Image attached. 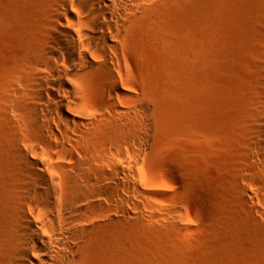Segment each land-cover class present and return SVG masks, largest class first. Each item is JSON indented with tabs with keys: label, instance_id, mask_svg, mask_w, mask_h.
<instances>
[{
	"label": "rangeland",
	"instance_id": "obj_1",
	"mask_svg": "<svg viewBox=\"0 0 264 264\" xmlns=\"http://www.w3.org/2000/svg\"><path fill=\"white\" fill-rule=\"evenodd\" d=\"M38 5L0 0V90ZM126 47L153 126L129 175L160 210L131 213L84 264H264V0L167 1Z\"/></svg>",
	"mask_w": 264,
	"mask_h": 264
},
{
	"label": "bare ground",
	"instance_id": "obj_2",
	"mask_svg": "<svg viewBox=\"0 0 264 264\" xmlns=\"http://www.w3.org/2000/svg\"><path fill=\"white\" fill-rule=\"evenodd\" d=\"M167 1L39 0L24 23L0 90V264H84L160 210L129 175L153 126L126 40Z\"/></svg>",
	"mask_w": 264,
	"mask_h": 264
}]
</instances>
